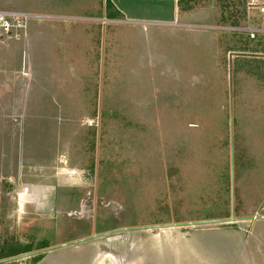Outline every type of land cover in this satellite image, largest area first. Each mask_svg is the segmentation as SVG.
<instances>
[{
  "label": "rangeland",
  "instance_id": "rangeland-1",
  "mask_svg": "<svg viewBox=\"0 0 264 264\" xmlns=\"http://www.w3.org/2000/svg\"><path fill=\"white\" fill-rule=\"evenodd\" d=\"M180 5L187 20L172 27L100 21L88 40L61 21L75 24V54L67 39L53 40L62 54L38 51V78L64 83L60 109L17 153L24 192L6 194L0 174V254L113 234L2 264H264V220L114 233L264 217V38L248 35L264 15L247 0Z\"/></svg>",
  "mask_w": 264,
  "mask_h": 264
},
{
  "label": "crops",
  "instance_id": "crops-1",
  "mask_svg": "<svg viewBox=\"0 0 264 264\" xmlns=\"http://www.w3.org/2000/svg\"><path fill=\"white\" fill-rule=\"evenodd\" d=\"M180 6V0H28L26 11H19L36 17L30 21L28 39L15 42L1 50L3 54L0 53V174L8 179L4 184L6 194L11 197L18 194L13 176L20 173L28 177L31 174L21 169L17 153L36 146H32L27 139L30 135L32 138V135L39 137V133H46L42 128L45 127L44 114L51 113L49 106L55 112L49 118L57 116L60 109L59 101L53 96L58 88L64 87V83L57 79L38 78L37 73L42 70L43 64L37 62V55L38 51L45 56L62 54L57 49L62 45L53 41L59 39L72 40L67 45L69 51L75 54V24L70 27L61 21L84 23L78 27L81 32L78 35L80 40H88L86 33L92 32V25L100 21L130 25L139 32L143 28L152 31V27H172L179 21L187 20V16L180 13ZM49 44L53 45L52 50H49ZM21 115L23 127L18 128L13 119ZM18 133L22 135L20 138ZM11 136L12 140L9 139ZM21 191L24 192V189Z\"/></svg>",
  "mask_w": 264,
  "mask_h": 264
},
{
  "label": "built area",
  "instance_id": "built-area-1",
  "mask_svg": "<svg viewBox=\"0 0 264 264\" xmlns=\"http://www.w3.org/2000/svg\"><path fill=\"white\" fill-rule=\"evenodd\" d=\"M247 7L259 9L261 15H264V4L259 0H247ZM34 18L36 17L26 13L0 11V42L3 44L9 41H24L28 36L30 21ZM248 34L255 39L256 36L264 34V30L251 29L248 30Z\"/></svg>",
  "mask_w": 264,
  "mask_h": 264
},
{
  "label": "water",
  "instance_id": "water-1",
  "mask_svg": "<svg viewBox=\"0 0 264 264\" xmlns=\"http://www.w3.org/2000/svg\"><path fill=\"white\" fill-rule=\"evenodd\" d=\"M232 57H230V75L232 72ZM255 219H259V220H264V217H251V218H244V219H235V218H230V219H224V220H217V221H205V222H193V223H181V224H172V225H161V226H151V227H141V228H128V229H121L119 231H116L114 233H123V232H131V231H145V230H156V229H163V228H174V227H196V226H208V225H225V224H233V223H237V222H243V221H252ZM113 233H105L102 235H97V236H92L89 238H85L76 242H72V243H68V244H64L61 246H57V247H53V248H48V249H43V250H39L36 251L34 253H28L22 256H17L14 258H10V259H6V260H2L0 261V264L2 263H9V262H13L25 257H33V256H38V255H42L45 254L47 252L59 249V248H63V247H67V246H72V245H76V244H80V243H84V242H88V241H92V240H96V239H100L102 237H106V236H110Z\"/></svg>",
  "mask_w": 264,
  "mask_h": 264
},
{
  "label": "trees",
  "instance_id": "trees-1",
  "mask_svg": "<svg viewBox=\"0 0 264 264\" xmlns=\"http://www.w3.org/2000/svg\"><path fill=\"white\" fill-rule=\"evenodd\" d=\"M249 37H250V35H249ZM258 38H260V39L264 38V34L258 35ZM260 43H261V41H260ZM252 52L256 53L257 51H252ZM256 63H262L264 65V58L256 59ZM43 248H45V247H41V249H43ZM29 252H30V250L28 248L21 250V251L18 249H15L13 252H11L7 255H4L1 253L2 255L1 254L0 255L2 257H0V260H2V259L6 260V259L14 258V257L20 256L21 254H24V253L28 254Z\"/></svg>",
  "mask_w": 264,
  "mask_h": 264
}]
</instances>
